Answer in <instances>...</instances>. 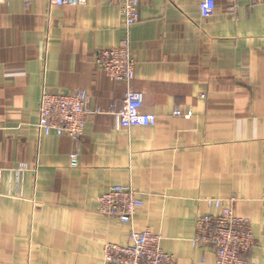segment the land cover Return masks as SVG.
Instances as JSON below:
<instances>
[{
	"label": "crops",
	"instance_id": "obj_1",
	"mask_svg": "<svg viewBox=\"0 0 264 264\" xmlns=\"http://www.w3.org/2000/svg\"><path fill=\"white\" fill-rule=\"evenodd\" d=\"M198 3L139 0L126 84L95 62L123 37L118 0L0 1V264H103L132 229L160 235L176 264H214L191 244L212 198L249 219L248 264H264V0H216L208 17ZM128 86L154 125H117ZM43 88L86 92L78 139L39 134ZM117 184L143 202L132 222L97 211Z\"/></svg>",
	"mask_w": 264,
	"mask_h": 264
},
{
	"label": "built area",
	"instance_id": "obj_2",
	"mask_svg": "<svg viewBox=\"0 0 264 264\" xmlns=\"http://www.w3.org/2000/svg\"><path fill=\"white\" fill-rule=\"evenodd\" d=\"M4 1V0H0ZM31 0H24L28 4ZM86 0H49L52 6H76ZM124 23V34L119 45L100 48L95 62L109 78L126 84L133 79L135 61L130 48V28L139 20V0H118ZM202 17L211 16L216 0H199ZM143 93L126 90L121 107L115 112L116 123L121 127L152 126L156 123L153 114L142 111ZM88 96L84 90L55 93L43 88L38 103L36 128L41 135H65L78 139L89 117ZM176 115H181L179 111ZM69 164L76 167L78 154L69 156ZM19 166V171L25 170ZM218 212L199 216L195 221L193 247H206L213 253L214 264H248V256L255 246L250 221L235 215L220 198L209 199ZM97 211L122 222H132L133 216L143 202L131 186L112 185L96 199ZM161 236L148 229H132L129 243L119 245L106 243L103 246V264H176V258L165 253L160 245Z\"/></svg>",
	"mask_w": 264,
	"mask_h": 264
}]
</instances>
